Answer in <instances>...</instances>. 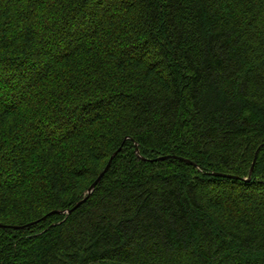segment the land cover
I'll list each match as a JSON object with an SVG mask.
<instances>
[{"label": "trees", "instance_id": "16d2710c", "mask_svg": "<svg viewBox=\"0 0 264 264\" xmlns=\"http://www.w3.org/2000/svg\"><path fill=\"white\" fill-rule=\"evenodd\" d=\"M0 224V264H264V0H0Z\"/></svg>", "mask_w": 264, "mask_h": 264}, {"label": "water", "instance_id": "95a60500", "mask_svg": "<svg viewBox=\"0 0 264 264\" xmlns=\"http://www.w3.org/2000/svg\"><path fill=\"white\" fill-rule=\"evenodd\" d=\"M120 149H121V147L118 148V149H117V150H116V151L110 156V158H109V160H108L106 166H105V167L103 168V170L99 173V175H98L97 178L94 180V182L88 187L86 196H85L83 199L79 200V201L75 204V206H74L72 209H75L76 207H78L83 201H85V199L88 197V195H90V194L92 193V191L94 190L95 186L100 182V180H101V178L103 177V175H104V174L107 172V170L109 169L110 164H111L113 158H114V157L116 156V154L120 151ZM135 151H136L137 154H139L137 144H135ZM169 157H174V156H160V157H157V158H154V159H150V161H160V160L167 159V158H169ZM253 165H254V162H253V164H252V166H251V168H250V172H249V176H248V178L245 179L246 181H248V180L250 179L251 173H252V171H253ZM215 175H217V176H224V175L219 174V173H216ZM70 211H71V210H68L67 212H70ZM57 212H58V211H57ZM1 226L4 227L5 225L0 224V227H1ZM16 227H17V226H14V228H16Z\"/></svg>", "mask_w": 264, "mask_h": 264}]
</instances>
